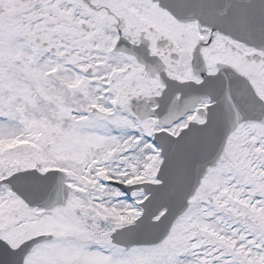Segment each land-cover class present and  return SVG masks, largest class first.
I'll return each mask as SVG.
<instances>
[{
	"label": "snow or ice",
	"instance_id": "1",
	"mask_svg": "<svg viewBox=\"0 0 264 264\" xmlns=\"http://www.w3.org/2000/svg\"><path fill=\"white\" fill-rule=\"evenodd\" d=\"M0 264H264V0H0Z\"/></svg>",
	"mask_w": 264,
	"mask_h": 264
}]
</instances>
